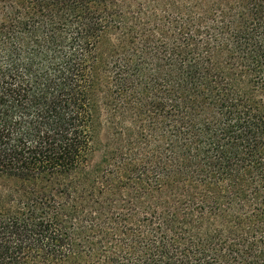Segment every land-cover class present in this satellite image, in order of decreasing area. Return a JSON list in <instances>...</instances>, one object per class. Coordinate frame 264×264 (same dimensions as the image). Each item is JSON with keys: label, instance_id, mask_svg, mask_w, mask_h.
<instances>
[{"label": "trees", "instance_id": "obj_1", "mask_svg": "<svg viewBox=\"0 0 264 264\" xmlns=\"http://www.w3.org/2000/svg\"><path fill=\"white\" fill-rule=\"evenodd\" d=\"M0 264H264V0H0Z\"/></svg>", "mask_w": 264, "mask_h": 264}, {"label": "rangeland", "instance_id": "obj_2", "mask_svg": "<svg viewBox=\"0 0 264 264\" xmlns=\"http://www.w3.org/2000/svg\"><path fill=\"white\" fill-rule=\"evenodd\" d=\"M100 53L103 58L107 57L108 53V41L101 42ZM101 86L95 92L94 106L95 107V122H94V135L96 147L98 151L93 155L92 163L97 165L102 170L107 163V153L113 149V139L117 138L115 133H121L124 135L128 130L133 127V123L129 121V118H124L111 107V100L107 98V92L105 88ZM96 168V169H98ZM105 181L104 178L93 174L90 180L93 181ZM1 181H16V179H2ZM11 182H5L4 185H9ZM10 186V185H9Z\"/></svg>", "mask_w": 264, "mask_h": 264}]
</instances>
